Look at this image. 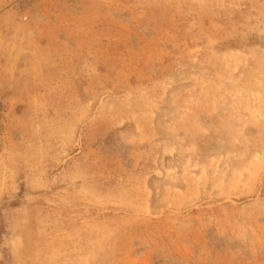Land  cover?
<instances>
[{
  "label": "rangeland",
  "instance_id": "rangeland-1",
  "mask_svg": "<svg viewBox=\"0 0 264 264\" xmlns=\"http://www.w3.org/2000/svg\"><path fill=\"white\" fill-rule=\"evenodd\" d=\"M0 264H264V0H0Z\"/></svg>",
  "mask_w": 264,
  "mask_h": 264
}]
</instances>
